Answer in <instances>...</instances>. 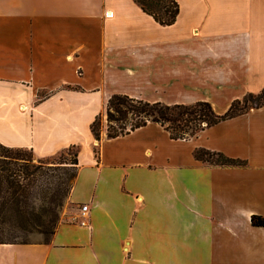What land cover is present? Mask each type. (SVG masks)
<instances>
[{"label": "crops", "instance_id": "crops-1", "mask_svg": "<svg viewBox=\"0 0 264 264\" xmlns=\"http://www.w3.org/2000/svg\"><path fill=\"white\" fill-rule=\"evenodd\" d=\"M175 1L161 25L134 0H0V144L77 152L71 209L48 241L0 243V264H264V105L187 139L106 137L113 94L221 114L264 88V0Z\"/></svg>", "mask_w": 264, "mask_h": 264}, {"label": "trees", "instance_id": "trees-1", "mask_svg": "<svg viewBox=\"0 0 264 264\" xmlns=\"http://www.w3.org/2000/svg\"><path fill=\"white\" fill-rule=\"evenodd\" d=\"M134 1L161 25H170L175 21L178 13V5L175 0ZM247 97L254 102L253 107L264 105V88L258 93H247L241 99L233 100L226 111L221 114L215 113L211 105L205 101H197L188 105H165L160 102H147L131 98L123 94H113L105 106L106 137L115 138L148 122H154L162 126L170 138L187 139L206 127L247 111L251 108L248 106ZM99 119L100 117L96 116L90 124V130L96 140H99ZM71 148L73 147L66 150ZM74 149L71 164L75 167L77 152L76 148ZM193 156L210 165H244V162L239 159L230 158L220 152L204 148L195 149ZM214 157L216 159H213ZM41 169L33 163L30 150L0 144V226L23 227L30 224L31 216H34L36 219L32 221L33 225L40 232L52 235L58 223L57 209L60 205L59 199L55 201L56 197L54 196L61 191L60 188L54 192L55 194H51L53 197L44 198L45 206L38 213L31 214L30 220L23 212L28 196L37 185L36 178ZM250 222L255 226L264 225V219L258 216H251ZM0 243L4 242L0 241Z\"/></svg>", "mask_w": 264, "mask_h": 264}, {"label": "rangeland", "instance_id": "rangeland-1", "mask_svg": "<svg viewBox=\"0 0 264 264\" xmlns=\"http://www.w3.org/2000/svg\"><path fill=\"white\" fill-rule=\"evenodd\" d=\"M248 99V106L253 108L254 102H252L250 98ZM104 118L106 120V117ZM99 120L101 127L102 118L100 117ZM74 152L75 149L71 148L70 150H65L44 159H34L32 157L33 163L42 169L39 171V175L36 178L37 185L28 196L24 206V215L29 218V220L31 214L38 213L40 209L45 206L44 198L53 197L51 194H55L54 192L58 188H60L61 191L55 194L54 197H56V199L53 198L55 201L59 199L58 202H60L57 209L58 221L62 211L71 209V205L68 202V195L76 177V168L71 164ZM213 159H216V157ZM35 219L34 216H31L30 224H26L23 227L0 226V241L14 243L47 241L50 235L40 232L37 227L33 225L32 221H35Z\"/></svg>", "mask_w": 264, "mask_h": 264}, {"label": "built area", "instance_id": "built-area-1", "mask_svg": "<svg viewBox=\"0 0 264 264\" xmlns=\"http://www.w3.org/2000/svg\"><path fill=\"white\" fill-rule=\"evenodd\" d=\"M86 211H87V205L86 204H82L80 206V213H81V215H85ZM81 223L83 224V222H81Z\"/></svg>", "mask_w": 264, "mask_h": 264}]
</instances>
